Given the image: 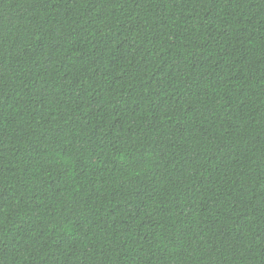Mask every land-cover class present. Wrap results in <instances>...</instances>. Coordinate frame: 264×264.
<instances>
[{"label": "trees", "instance_id": "obj_1", "mask_svg": "<svg viewBox=\"0 0 264 264\" xmlns=\"http://www.w3.org/2000/svg\"><path fill=\"white\" fill-rule=\"evenodd\" d=\"M0 264H264V0H0Z\"/></svg>", "mask_w": 264, "mask_h": 264}]
</instances>
